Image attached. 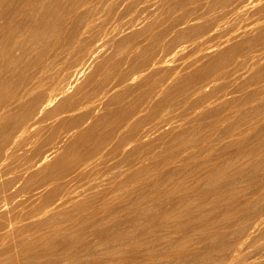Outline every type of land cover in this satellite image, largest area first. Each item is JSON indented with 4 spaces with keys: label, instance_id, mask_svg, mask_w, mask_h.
Instances as JSON below:
<instances>
[{
    "label": "bare ground",
    "instance_id": "obj_1",
    "mask_svg": "<svg viewBox=\"0 0 264 264\" xmlns=\"http://www.w3.org/2000/svg\"><path fill=\"white\" fill-rule=\"evenodd\" d=\"M108 1L0 0V264H211L210 254L220 247L225 255H234L236 248L230 242L219 244V231L198 232L200 235L195 237L187 233L194 230L192 218L175 220L209 194V207L223 204L225 196L217 180L229 176L234 158L225 154L223 162L215 157L209 138L199 136L200 125L173 130L174 107L177 99L186 102L195 98L214 70L227 77L237 73L245 60H254L257 48L244 51L251 41L256 45L264 38V30L249 42L243 39L224 44L193 71L178 76L174 71L163 73L168 56L176 52L175 41H199L189 38L197 29L186 32L179 28L197 18L193 9L186 7L190 0H174L173 8H185L178 18L157 31L148 43H133L126 56L117 60L103 58L84 82L68 93L75 77L83 72L84 62L94 56L99 38L96 30L100 28L97 19ZM127 42V36L118 38L116 50ZM77 50L81 55L70 60L71 53ZM240 53L244 59H235ZM230 64L234 65L227 68ZM262 74L258 71L253 76L257 88L239 101L242 115V105L264 91ZM133 77L139 79L137 87L118 89ZM170 79L175 82L169 84ZM130 95L131 101L126 102ZM199 95L195 105L207 100ZM58 96H62L59 104ZM53 102L58 105L48 109L49 116H63L85 104L91 105L92 112L79 118L72 115L59 119L48 136L41 133L36 140H27L30 148L27 146L29 149L19 155L17 151L27 138L21 140L20 129L22 135H27L28 121ZM102 106L105 111L94 115V110ZM220 110L209 108L201 113L206 117L219 114ZM88 118L92 121L80 128ZM219 121L220 117L212 126L216 127ZM258 121L240 133L237 130L240 135L234 136V143L238 157L247 156L249 163L259 168L264 165V125L259 126ZM239 123L229 126L228 132H234ZM61 128L76 131L67 141L60 137L52 151L46 150L45 145ZM251 129L259 130L258 137L251 134ZM185 143L190 145L185 147ZM248 144L250 147L246 148ZM61 146L63 149L58 152ZM184 148L186 152L182 153ZM123 153L121 161H116ZM52 155L55 157L49 161ZM9 157L15 163L5 167L4 160ZM176 161L181 168L169 165ZM121 162L125 167L119 171L117 168L118 174L103 177ZM164 165L170 167L166 172L159 168ZM179 168L185 174L178 181L175 175ZM152 169L154 176L147 182L146 175ZM195 178L203 187H189L188 191L184 183ZM260 187L264 190V184ZM173 195L175 203L170 206L158 202L164 197L173 199ZM244 200L236 205L231 204L233 199L229 200L231 207L223 215L224 233L231 231L236 215H244L252 206L251 200ZM204 207L197 210L201 221L198 229L210 231L214 225L208 221L210 217L206 218ZM263 224L264 217H260L252 228Z\"/></svg>",
    "mask_w": 264,
    "mask_h": 264
},
{
    "label": "rangeland",
    "instance_id": "obj_2",
    "mask_svg": "<svg viewBox=\"0 0 264 264\" xmlns=\"http://www.w3.org/2000/svg\"><path fill=\"white\" fill-rule=\"evenodd\" d=\"M247 2L248 0L188 1L186 7H191L193 9V15L196 16L197 18L192 20L188 24L180 25L179 28L183 29L186 32L188 31L190 32L191 30L197 29V33L194 32L195 34L189 38L196 39L199 41H197L196 43H192V40L190 39H188L187 41H177V42L175 41L174 44H176L175 47L176 52L168 56L167 58L168 60L162 66L163 69L162 72L167 73L169 71H174L175 75L178 76L181 75L182 73L193 71V69H195L197 66H200L204 62H206L210 58V55H212L216 50H218V48L223 47L224 44H228V43L231 44L233 42L242 41L243 39L245 40L248 39L247 42H249V40L251 41V39L253 40V38L254 39L257 38V36L259 37L262 34L261 32H263L264 30V11L263 10L261 11V9L264 6V0H249L247 6L244 7V4ZM171 4L172 6H170ZM173 6H174V0H109L108 2L104 3L101 7L102 11L99 13L100 19H97V24L99 25L100 28H98L99 31L96 30V33L98 32L97 37H99L97 41L96 51L93 54L94 55L93 58H90L84 62L82 66L83 72L79 74L78 77H75L76 79L73 80V82L71 83L70 85L71 87L68 90V93H73L77 88V86L82 84L84 80L89 76V74H91L94 71L97 64L103 58L111 57L112 60L115 59L117 60L120 57L126 56L129 53L128 48L129 49L133 48L134 45H136L135 43L138 42H141L142 44L148 43L157 31L167 27L172 21L178 18L185 9L180 7L173 8ZM238 33H241V35H237ZM173 34L175 33L173 32L171 35H169V37H167L166 40L167 42H169V39ZM126 36L130 42H127L128 44L126 43L121 50L119 51L116 50L115 42L118 40V38L121 40V38H125ZM230 37L232 39L228 42H225V40L229 39ZM223 41L224 43H222ZM181 44H184L185 46L181 47ZM250 44L251 45L247 46L244 53L250 51L251 49L257 48L258 50L255 53L258 54V56H256L255 59L252 61L245 60L244 65H242L241 69L237 73L227 77L221 76L223 72H221L220 70L219 71L214 70V72H212L213 75L211 74L210 76L212 78H209L206 81V83H204V86L199 93L200 95L199 94L196 95V96L198 95L206 96L207 100L205 102H203L200 105H195L196 103L195 100L196 96H195V98H192L191 100L186 102L177 99L174 107L175 121H174L173 130L178 132L182 128H185L191 124L200 125L202 126V128L199 131V136L201 137V139L205 138L206 136L207 138H209L210 144L214 148L213 155L215 157L221 158L220 160L223 162L225 160L224 156L226 157L225 154L227 155L230 154L234 158L233 162L230 161L229 168L231 167L232 170L230 168L231 171L229 172V176L225 175V178L223 176L222 177L224 178L223 181L221 178L217 180V185L219 186L220 191L223 194V197L225 196L224 198L225 200L223 199L225 203L222 202L223 204H219L218 206H220V208L218 206L209 207L207 204H209L212 199L211 198L212 196L210 197V195L212 194H209L208 196H206V198L208 197L206 200L204 198L201 202H199L201 204L197 203L196 204L197 207L195 205V208L193 207L190 210L192 212L191 216L189 211L186 214H181L180 216H178L177 217L178 220L175 219L176 221H186L188 219L190 221L193 220L194 230L189 229V231L191 230L190 232H188L187 230V233L191 234L192 236L196 237L203 232L204 234H209L213 230L219 231L218 239L220 241L218 240V242L220 245H222L223 243L229 244L228 242H230V245L235 246L236 250L233 251L234 254L233 256H230L231 254L225 255L224 248L221 247L220 248L222 251L220 250V248H218L221 252L218 251V249L214 250L213 251L214 253L212 252L210 254L211 264H264V224L256 229L252 228L253 224L257 221V219H259L260 217H264V190L261 189L260 187L262 184H264V165H262V167L259 165L258 168V165L256 166L254 164L255 165L254 166L251 163H249V159L247 158V156L242 158L238 157L237 147H235L236 144L234 143L235 138L240 135L237 134V130L239 131V133L244 131L245 129L249 128L256 120L257 121L259 120L258 121V123L260 124L259 126H261L262 124L264 125V91L257 98H254L253 100L251 99L249 100V102L247 101V103L245 102L242 105L245 111L244 115L246 114L248 116L242 115L241 114L242 111L238 110L240 107L239 101L246 95L248 91L257 88V84L252 81L253 76L256 75L258 71L264 73L263 72L264 71V38L262 39L261 37V39H259L258 41V44L256 45H254L252 41ZM124 48H126L127 50ZM78 51L79 50L73 51L71 53L70 60L72 58L75 59L81 55V53ZM64 54L66 53H63L62 56H65ZM68 56L69 55H67L66 60H68ZM237 58L238 60H243L244 59L243 53L238 54L235 57V59ZM233 65L234 64H230V66H228L227 68H232ZM126 66L127 65H125V67ZM262 75L264 76V74ZM138 82H139L138 78L137 79H135L134 77L133 79L130 78L118 89H123L125 87H129L133 85L137 87ZM174 82L175 80L170 79L168 83L171 84ZM58 97L56 98V100H58L57 102L59 104L60 103L59 101H61L60 97L62 99V96H60L59 98ZM132 97L133 95H130L127 98L126 102H130ZM56 100L54 99L53 101ZM57 102L51 103L50 104L51 107H48L46 110H43L42 112L35 114L36 116L34 115L35 116L33 117L34 120L32 119L31 122L30 120L28 121L27 125L29 127L27 131H25L26 133H28L27 135L23 134L24 135L23 136L21 134L22 129H20L21 131L20 133L19 131L16 133V135L19 133L20 136H22L21 140L24 137H27L23 139L26 145L23 143L22 147H20L17 151L20 153V154L18 153L19 155L23 154L27 149L30 148L31 144L29 145L28 141L36 140L38 134L40 135L42 133L41 136H48L52 132L54 124L59 119L65 116L70 117L72 115L73 116L77 115V117L79 118L81 115H88V113L90 114L92 112V111L89 112L91 105L85 104L79 110L74 112H66L64 113L65 115L63 116H62L63 113L60 116L54 114H51L52 116H49L50 114L48 115L47 112L51 110L50 108L54 109L58 105ZM209 108H213V109L221 108V110L219 114H214L206 117L202 116L201 111L203 109H209ZM104 111H105V107L102 106L100 108L95 109L93 114L100 115ZM219 117L221 121H219L216 127H213L212 124L214 120H216ZM242 118L243 120L241 121ZM91 121H92L91 118L86 119L85 121H83V123H81L80 128L86 127ZM234 122H238V123L240 122L239 123L240 126H238L234 132L231 131L228 132V129L231 127V125ZM75 131H76L75 128H61V130L58 131L59 133L57 132L55 136L51 138L48 144L45 145L44 148L46 150L49 149L50 151H52V149H55V147L57 146L60 137H62V139L65 138L64 141H67ZM224 131H226L228 134ZM251 131H252L251 132L252 135L256 133L254 137H258L259 130L251 129ZM20 136H18L17 138L19 139ZM30 137L32 139H30ZM34 137L35 139H33ZM187 144L188 143H185L183 145L185 147L190 145V143L188 145ZM249 144H252V142ZM249 144L246 145L245 147L246 148H248V146L250 147ZM261 144L262 146H264V143ZM25 146L26 147L28 146L29 148L28 147L24 148ZM62 149L63 147L61 146L58 149V152L62 151ZM185 152L186 150L184 148V151L182 153ZM168 153L166 152V154ZM123 156L124 153L123 155L116 157L115 160L120 162ZM54 157L55 155H52L49 158V161L53 160ZM113 161L114 160H111L110 162ZM14 163L15 162L14 160H12L11 157H9L8 159L5 158L4 160L5 167L8 166L11 167ZM146 163L150 164L151 161L147 160ZM123 164H124L123 162H121L120 164L118 163L115 164L116 166L113 169V172H107L105 174L106 176L103 175V177L109 178L114 174H118V171L125 167ZM179 164L180 162L176 161L175 163L169 165H172V167H176V165H178L177 167H180ZM169 165H164L162 167L160 166L159 168L162 172H166L167 170H169L168 168H170ZM117 168H119L118 171ZM179 172L178 175L177 174L175 175L176 176L175 180L178 181L183 179L182 175L185 174V173L183 174L184 172L183 169L180 170ZM230 175L233 178H231ZM153 176H154V170L152 169L146 175L147 182L150 181L153 178ZM229 178H231V180ZM197 180H198L197 178L192 179V181L190 179V181H187L188 183L186 182L184 184L188 188L190 187L192 189L200 190L203 187V183ZM228 180L229 182L227 183ZM83 182L86 183L87 181H83ZM229 185L231 186V188ZM163 186L165 187V189L167 188L166 185ZM131 187H133V185ZM190 188L188 189V191H190ZM23 194L24 192H22V195ZM175 196L173 195V199L175 198ZM170 197L168 198L164 197L162 198V200H158V202L161 203V205L164 202V205L167 203L170 206L171 204H173V202L175 203V199L173 200ZM232 199L234 200V203H232L233 202L231 201ZM244 199L251 200L252 206L248 209L247 213H245L244 215L242 214L236 215V217L233 218L235 223L233 224L231 231L228 233L226 232L224 233L223 226L225 222L223 220V215L225 210L228 209V207L230 208L231 204L236 205L235 203H243L245 201ZM229 200L231 201V204ZM200 207H204L205 209H207L204 210V213H206L205 216H207L206 217L207 219H209L208 217H210L208 221L209 222L211 221L210 223L214 225V227L210 228V231L209 229H205V230L203 229L200 231L198 229V225L200 224L201 221L199 218H197L198 217L197 212L199 213V211L197 210L200 209ZM210 212L211 214H209ZM195 216H196L195 218L196 220L194 219ZM197 219L199 222L197 221ZM218 228L220 229L217 230ZM193 231L194 232L197 231V233L200 232V234L194 233ZM221 238H223L222 241ZM160 246L163 245L160 244ZM161 250L162 251L165 250V247L164 246L161 247ZM205 264H209V262Z\"/></svg>",
    "mask_w": 264,
    "mask_h": 264
}]
</instances>
